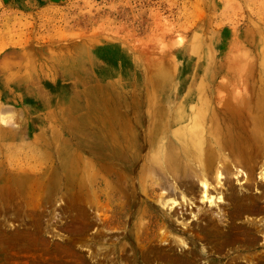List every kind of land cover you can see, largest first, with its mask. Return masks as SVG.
<instances>
[{
    "label": "rangeland",
    "instance_id": "obj_1",
    "mask_svg": "<svg viewBox=\"0 0 264 264\" xmlns=\"http://www.w3.org/2000/svg\"><path fill=\"white\" fill-rule=\"evenodd\" d=\"M189 104L264 108V0H0V264H264V202L164 203L151 158Z\"/></svg>",
    "mask_w": 264,
    "mask_h": 264
},
{
    "label": "bare ground",
    "instance_id": "obj_2",
    "mask_svg": "<svg viewBox=\"0 0 264 264\" xmlns=\"http://www.w3.org/2000/svg\"><path fill=\"white\" fill-rule=\"evenodd\" d=\"M189 105L175 110L172 137L176 146L171 149L165 146L158 148L151 158L153 173L158 178V187L168 192L170 199L166 202L163 199L165 204L171 202V208L190 205V213L198 220H209L211 223L217 221L221 224L225 217V207L232 198L240 211H245L243 202H264V108H249L245 112L250 118L248 123L224 129L221 124L213 121L216 115L214 110ZM228 167L233 168V173L229 172ZM239 167L247 168L246 172L238 171L245 173L246 181L239 186L230 183L225 197L220 193L214 198L210 193L212 183H221L226 172L227 178L234 174L236 177L234 171ZM256 170H260L263 181L253 180V171ZM235 180L236 183L241 182L238 177ZM205 200L215 204V210L206 211L201 206H195L196 202ZM219 201L225 203L219 204ZM246 209L245 212L251 211L248 207ZM173 214L176 215L177 211ZM263 220L264 217L260 222ZM254 227L264 236V224Z\"/></svg>",
    "mask_w": 264,
    "mask_h": 264
}]
</instances>
